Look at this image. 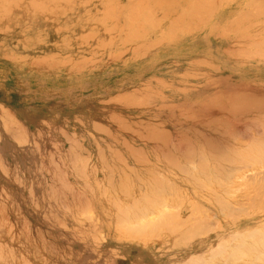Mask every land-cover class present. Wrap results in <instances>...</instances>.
Wrapping results in <instances>:
<instances>
[{
  "label": "crops",
  "instance_id": "1",
  "mask_svg": "<svg viewBox=\"0 0 264 264\" xmlns=\"http://www.w3.org/2000/svg\"><path fill=\"white\" fill-rule=\"evenodd\" d=\"M48 1L53 3V0ZM48 1L0 0V264H180L181 260L195 253L196 243L206 250L210 240L202 234V228L193 226L196 223L193 217L197 218L199 211L196 213L194 209L198 205L206 208L212 201L207 192L216 187L205 184L209 179L206 177H215V168H211L222 167L220 177L226 174V170H229L227 173L234 172L236 166L246 162V166L251 165L248 168L252 171L253 168L259 169V158L253 161L250 158L254 156L250 141L252 138L258 139L254 134H260V128L264 126V0H138L139 3L137 0H62L66 4L54 0L57 5L48 4ZM37 7L42 8L40 10ZM118 29L121 30L118 32ZM247 97L253 100L251 102L263 100V104L257 102L258 106L250 103V100L248 104ZM236 98L239 100L236 101ZM252 104L255 106L252 107ZM250 119L257 122V126L256 123H250L248 125L251 127H245ZM241 122H245V125ZM4 124L8 126L7 129ZM254 126L259 127V131ZM243 127L249 132L243 131ZM252 128L257 133L255 130L253 133ZM217 129L221 141L215 138ZM229 130L232 131L231 138ZM245 132L247 135H244ZM254 140L252 142L256 145ZM217 141L220 142V148ZM192 142L196 147L197 143L200 147L208 143V150L204 148L205 145L199 147L202 151L199 155L200 149L195 152ZM212 142L215 145L212 146ZM185 143L191 152L182 149L187 147L182 146ZM223 144L230 148L229 153L231 148L232 154L237 152L239 156H235L239 159L225 157L226 154L235 156L225 153L227 147L224 145L226 149L222 148ZM218 148H222V152H218ZM210 149L217 152L219 157L225 153L222 157L226 159L217 161L218 156ZM186 150L188 154L192 151L197 153L189 155V158L199 155L198 160L204 155L209 157L211 152L210 158L204 156L202 160L213 159L215 155L217 159L214 158V163L217 162V166L212 163L213 160L208 161L210 166L214 164L208 170V164L201 160L204 163L201 164L202 168L196 164V156L195 160L190 158V161L185 157L188 155ZM129 151H137L131 152L132 155L138 159L144 155L145 159L143 157L138 161ZM181 151H184V156ZM244 154L247 159H244ZM240 155L245 160L242 164ZM168 158L174 161V167ZM248 158L252 163L248 162ZM147 160L150 164H147ZM231 160H240V163L235 161L238 164L231 165ZM184 163L192 168L185 169L183 166L177 169ZM234 165V168L230 167ZM127 167L131 168L130 172ZM108 168L111 171L108 172ZM248 168L244 167L241 172L245 174L251 171ZM208 172L212 175H205ZM125 173L131 181L133 178L136 181L133 179L131 183L124 176ZM157 173L162 175L159 176L163 181L158 179L159 176L152 178ZM247 175L251 176V172H247ZM107 177H113L112 181L107 180ZM119 179L125 180L123 184L120 185ZM196 179L201 185L195 182ZM141 180H148L154 188L148 187L147 182L142 184ZM124 182L133 189L127 188ZM158 182H169L168 185L164 184L169 191L166 189L167 192H163L164 186ZM156 183L158 187L162 186L159 189L164 193L161 197L160 191L155 188ZM122 185L126 186L125 189L119 188ZM138 186L139 189L136 188ZM169 186H174L175 191L171 187L170 191ZM124 192L126 195H121ZM147 192H151L154 198L151 199L152 196ZM175 193H180V197ZM200 193L202 198L197 197ZM147 195V201L150 199L155 202L156 196V199L160 197L165 202H162L163 205H167L162 208L159 198L156 204L160 206L147 202V207L154 206V211L158 207V210L168 209V214L165 210L162 217V211L159 214L157 210L155 215L152 206L147 210L142 202L146 201L144 197ZM142 197L144 200L140 199ZM131 199L141 204L133 205ZM251 200L256 201L255 198ZM126 203L133 205V208H129L131 212L127 211L128 208L124 209L128 206ZM113 206L117 209H114L115 212L119 209L123 215L130 213L127 219L120 212L115 213ZM134 207L139 211L140 208L144 210V207L146 210L142 213ZM191 208L196 216L189 214ZM172 211L178 214L175 212V217L170 218L174 215ZM131 213L140 215V218L145 216V219L141 220L133 214L134 217L130 216ZM157 215H161L159 222L167 218L166 225L171 219L174 224L170 221L172 226L169 224L165 227V222H160L161 227L156 224L159 228H153L151 222L153 226L158 223ZM185 215L192 218L193 221L188 218L189 224L195 229L188 224V219L187 224L184 223L193 230L183 226ZM81 216L90 219L84 220ZM115 216L124 218L126 224H119L120 219L117 218V221ZM132 217L139 221L130 220ZM178 217L182 221V228L177 226ZM204 218L202 216V220ZM133 221H138L135 224L140 228H136L138 226L133 225ZM127 225L132 231L127 229ZM131 225L133 228L136 226V229H132ZM174 225L177 227L174 228ZM147 226L157 231L148 230ZM141 228L145 233L148 232L147 236ZM176 228L180 232L175 231ZM184 228L189 231L184 232ZM141 230L142 233H139ZM167 230L169 232H165ZM9 247L12 249L10 252Z\"/></svg>",
  "mask_w": 264,
  "mask_h": 264
},
{
  "label": "bare ground",
  "instance_id": "2",
  "mask_svg": "<svg viewBox=\"0 0 264 264\" xmlns=\"http://www.w3.org/2000/svg\"><path fill=\"white\" fill-rule=\"evenodd\" d=\"M47 1H48V0H47ZM55 1H56V0H55ZM59 1H60V0H59ZM61 1H62V0H61ZM144 1H145V0H144ZM144 1H143V2H144ZM48 2H50V1H48ZM57 2H58V0H57ZM62 2H64V1H62ZM69 2H70V1H69ZM69 2H68V4H69ZM73 2H74V1H73ZM137 2H138V0H137ZM39 3H40V2H39ZM45 3H46V2H45ZM53 3L56 4V2H54V0H53ZM53 3L50 2V3H48V4H53ZM64 3L66 4V2H64ZM64 3H63V5H64ZM138 3H139V2H138ZM28 4H29V7H30V3H28ZM48 4H47V5H48ZM163 4H164V3H163ZM17 5H18V4H17ZM44 5H45V4H44ZM56 5H57V4H56ZM72 5H73V3H72ZM72 5H71V6H72ZM76 5H77V4H76ZM146 5H147V3H146ZM146 5H144V7H145ZM34 6H36V5H34ZM34 6H33V8H35ZM37 6H38V5H37ZM59 6H61V5H59ZM64 6H66V5H64ZM64 6H63V7H64ZM155 6L158 7V6H160V5H157V4H156ZM9 7H10V6H9ZM16 7H17V6H16ZM50 7H51V6H50ZM50 7H49V8H50ZM57 7H58V6H57ZM140 7H141V5H140ZM144 7H142V9H143ZM194 7H195V6H194ZM14 8H15V7H14ZM14 8H13V9H14ZM31 8H32V7H31ZM31 8H30V9H31ZM37 8L40 9V8H42V7H37ZM49 8H48V9H49ZM9 9H10V8H9ZM30 9H29V10H30ZM35 9H36V8H35ZM56 9H57V8H56ZM64 9H65V8H64ZM192 9H193V8H192ZM196 9H197V8H196ZM36 10H37V9H36ZM40 10H41V9H40ZM148 10H149V9H148ZM7 11H8V9H7ZM37 11H38V10H37ZM50 11H51V10H50ZM60 11H61V10H60ZM130 11H131V10H130ZM130 11H129V12H130ZM137 11H138V10H137ZM141 11H142V10H141ZM141 11H139V13H140ZM198 11H199V10H198ZM205 11H206V10H205ZM27 12H28V11H27ZM29 12H30V11H29ZM133 12H134V11H133ZM150 12H151V11H150ZM127 13H128V12H127ZM139 13H138V14H139ZM42 14H43V13H42ZM42 14H41V15H42ZM127 15H128V14H127ZM134 15H135V14H134ZM178 15H179V14H178ZM187 15H188V14H187ZM112 16H113V15H112ZM153 16H154V15H153ZM133 17H134V16H133ZM159 17H160V16H159ZM180 17H181V16H180ZM254 17H255V16H254ZM110 18H112V17H110ZM110 18H109V19H110ZM194 18H195V16H194ZM156 19H157V18H156ZM202 21H203V20H202ZM154 22H155V21H154ZM186 22H187V21H186ZM181 23H182V21H181ZM113 24H114V23H113ZM178 24H180V23H178ZM138 25H140V24H138ZM175 25H176V24H175ZM194 25H195V24H194ZM173 26H174V25H173ZM112 27L115 28L114 25H113ZM128 27H129V26H128ZM114 28H113V29H114ZM136 28H137V26H136ZM138 28H139V26H138ZM138 28H137V29H138ZM109 29L111 30L110 27H109ZM121 29H122V27H121ZM121 29H118V32H119V30H121ZM139 29H140V28H139ZM135 31H136V29H135ZM110 32H112V31H110ZM133 33H134V32H133ZM141 34H142V33H141ZM90 35H91V34H90ZM90 35H89V36H90ZM92 35H93V34H92ZM82 36H83V35H82ZM90 37H91V36H90ZM87 38H88V37H87ZM92 38H93V36H92ZM132 38H133V37H132ZM136 39H137V37H136ZM91 40H92V39H91ZM124 40H125V39H124ZM99 48H100V47H99ZM257 52L259 53V51H257ZM260 52H261V51H260ZM69 62H70V61H69ZM69 62H68V63H69ZM78 62H79V61H78ZM255 92H256V91H255ZM249 93H250V92H249ZM256 93H257V92H256ZM238 94H239V93H238ZM247 94H248V93H247ZM252 94H253V93H252ZM263 94H264V93H263ZM242 95H244V94H242ZM229 96H230V95H229ZM235 96H236V95H235ZM238 96H239V95H238ZM246 96H247V95H246ZM130 97H131V96H130ZM239 97H240V96H239ZM127 98H128V97H127ZM132 98H133V96H132ZM227 98H228V97H227ZM258 98H259V97H258ZM261 98H262V97H261ZM263 98H264V96H263ZM232 99H234V98H232ZM237 99H238V98H236V101L239 100V99H238V100H237ZM225 100H226V99H225ZM229 100H230V99H229ZM247 100H248V104H250V103H254L255 105H256L257 102L259 101V99H258V101H255V100H254L256 103H255V102H251V101H253V100H252V99H251V100L248 99V97H247ZM247 100H246V101H247ZM249 100H250V103H249ZM260 100H262V99H260ZM263 100H264V99H263ZM263 100H262V101H263ZM262 101H261V102H262ZM124 102H125V101H124ZM242 102H243V101H242ZM242 102H241V103H242ZM261 102H258V104H261ZM130 103H131V102H130ZM130 103H128V104H130ZM143 103H144V102H143ZM203 103H204V102H203ZM215 103H216V102H215ZM236 103H237V102H236ZM239 103H240V102H239ZM246 103H247V102H246ZM263 103H264V101H263ZM263 103H262V104H263ZM140 104H141V102H140L138 105L140 106ZM231 104H233V103H231ZM258 104H257V105H258ZM262 104H261V105H262ZM124 105H125V104H124ZM215 105H217V104H215ZM244 105H245V103H244ZM252 105H253V104H252ZM255 105H253L252 107H254ZM136 106H137V105H136ZM225 106H226V105H225ZM248 106H251V105H248ZM258 106H259V105H258ZM161 107H162V106H161ZM171 107H172V106H171ZM173 107H174V106H173ZM206 107H207V106H206ZM210 107H211V106H210ZM210 107H209V108H210ZM231 107H232V106H231ZM236 107H237V106H236ZM241 107H242V106H241ZM244 107H245V106H244ZM215 108H216V107H215ZM225 108H226V107H225ZM239 108H240V107H239V105H238V109H239ZM256 108H257V106H256ZM218 109L220 110V108H218ZM231 109H232V110H235V109H233V108H231ZM244 109H246V107H245ZM258 109H260V108H258ZM219 110H218V111H219ZM239 110H240V109H239ZM247 110H248V109H247ZM247 110H246V111H247ZM258 111H259V110H258ZM186 112H187V110H186ZM226 112H227V111H226ZM239 112H240V111H239ZM239 112H238V113H239ZM244 112H245V110H244ZM259 112H260V111H259ZM231 113H233V111H231ZM245 113H246V112H245ZM263 113H264V112H263ZM184 114H185V113H184ZM193 114H194V113H193ZM241 114H242V113H241ZM241 114H240V115H241ZM247 114H248V113H247ZM236 115H237V114H236ZM238 115H239V114H238ZM261 115H262V114H261ZM190 116H191V115H190ZM233 116H234V115H233ZM256 116H259V115H256ZM186 117H187V116H186ZM223 117H224V116H223ZM235 118H236V117H235ZM251 118H252V117H251ZM253 118H254V120H255V117H253ZM260 118H261V117H260ZM212 119H213V118H212ZM232 119H233V118H232ZM239 119H240V117H239ZM244 119H245V116H244ZM241 120H242V119H241ZM241 120H240V121H241ZM250 120H252V122H251ZM250 120H248V122L246 123L247 125L250 124V123H251V125H252V123H254V124L256 123L255 125L257 126V122H253V121H254L253 119H250ZM256 120L259 122L260 126H262L261 122H260L257 118H256ZM219 121H221V120H219ZM246 121H247V120H246ZM210 122H211V121H210ZM212 122H214V121L212 120ZM4 123H5V122H4ZM204 123H205V122H204ZM242 123H243V122H241V124H242ZM244 123H245V122H244ZM244 123H243V125H245ZM6 124L8 125V123H6ZM132 124H134V123H132ZM155 124H156V123H155ZM158 124H159V123H158ZM213 124H215V123H213ZM227 124H228V123H227ZM227 124H226V125H227ZM239 124H240V123H239ZM259 124H258V126H259ZM7 125L4 124L5 129H7V127H8ZM122 125H123V124H122ZM210 125H212V124H210ZM222 125H223V123H222ZM251 125H248V126H245V127L249 128V127H251ZM124 126H125V125H124ZM143 126H144V125H143ZM146 126H147V125H146ZM159 126H160V125H159ZM213 126H214V125H213ZM215 126H216V124H215ZM217 126H218V125H217ZM217 126H216V127H217ZM256 126H254L255 129H256L257 131H259V127H260V126L257 127L258 129L256 128ZM96 127H98V126H96ZM126 127H127V128H130L128 125H127ZM205 127H206V126H205ZM262 127H263L262 130H261V128H260V130L262 131V133L259 131L260 134H254V135L257 136L258 139L255 138V140H254V138H252V135L250 134L251 132L249 133L250 136H251V138H252L250 142L253 144V145H252V144L250 143V145H252L251 149H254L257 153H258V151H259V154H260V155L257 154V153L255 154V151L252 150V151L254 152L252 155L255 156V157H254V156L252 157L251 155H249V156H251V157H250L251 159L253 158L252 161H253L254 159H257V158H259L260 161H263V159H264V126H262ZM94 128H95V126H94ZM127 128H125V130H126ZM220 128H221V127H220ZM226 128H227V127H226ZM228 128H229V127H228ZM241 128H242V127H241ZM123 129H124V128H123ZM131 129H132V128H131ZM143 129H144V128H143ZM154 129L158 130V129L155 128V127H154ZM252 129H253V128H252ZM255 129H253V133H254V130H255ZM94 130H95V129H94ZM97 130H99V128H97ZM161 130H162V129H161ZM209 130H210V129H209ZM211 130H212V129H211ZM239 130H240V127H239ZM239 130H237V131H239ZM256 130H255V132H256ZM10 131H11V130H10ZM126 131H127V130H126ZM131 131H132V130H130L129 133H131ZM144 131H146V129H145ZM149 131H150V130H149ZM149 131H148V132H149ZM158 131L160 132V130H158ZM162 131H163V130H162ZM195 131H196V130H195ZM197 131H199V130H197ZM207 131H208V130H207ZM218 131H219V129H217V136H215L214 134H212V135L215 136L216 139H218V137H219L218 135H220V134L218 133ZM224 131H225V129H224ZM230 131H231V130H229V133H228L229 136H230ZM237 131H236V132H237ZM243 131H246V130L244 129V127H243ZM247 131L249 132V129H247ZM247 131H246V132H247ZM94 132H95V131H94ZM127 132H128V131H127ZM134 132H135V131H134ZM136 132H137V131H136ZM136 132H135V133H136ZM180 132H181V131H180ZM202 132H203V131H202ZM211 132H212V131H211ZM227 132H228V131H227ZM231 132H232V131H231ZM241 132H242V130H241ZM246 132H245L244 135H247ZM97 133H98V132H97ZM107 133H108V131H107ZM132 133H133V132H132ZM157 133H158V132H157ZM157 133H156V135H157ZM194 133H195V132H194ZM203 133H205V132H203ZM206 133H207V132H206ZM214 133H215V132H214ZM220 133H221V132H220ZM222 133H223V131H222ZM242 133H244V132H242ZM256 133H257V132H256ZM148 134H149V133H148ZM161 134H162V132H161ZM163 134H164V132H163ZM168 134H170V133H168ZM199 134H200V133H199ZM207 134H208V133H207ZM233 134H234V133H231V135H233ZM238 134H239V133H238ZM109 135H110V134H109ZM109 135H108V136H109ZM154 135H155V134H154ZM154 135H153V136H154ZM158 135H159V134H158ZM202 135H203V134H202ZM208 135H209V134H208ZM208 135H207V136H208ZM242 135H243V134H242ZM258 135H260V137H259ZM21 136H22V135H21ZM133 136H135V135L133 134ZM166 136H167V135H166ZM199 136H201V135H199ZM221 136H222V134H221ZM226 136H227V135H226ZM233 136H234V135H233ZM240 136H241V135H240ZM110 137H111V136H110ZM114 137H115V135H114ZM145 137H146V136H145ZM150 137H152V135H151ZM188 137H189V136H188ZM203 137H205V136H203ZM209 137H210V136H209ZM227 137H228V136H227ZM231 137H232V136H230V138H231ZM148 138H149V136H148ZM153 138H154V137H153ZM157 138H158V137H157ZM163 138H165V137L163 136ZM199 138H200V137H199ZM201 138H202V137H201ZM205 138H206V137H205ZM223 138H224V137H223ZM233 138H234V137H233ZM122 139H123V138H122ZM138 139H139V138H138ZM155 139H156V137H155ZM159 139H160V138H159ZM167 139H168V138H167ZM178 139H179V138H178ZM180 139H183V138H180ZM184 139H185V138H184ZM206 139H207V138H206ZM216 139H215V140H216ZM147 140H148V139H147ZM147 140H146V141H147ZM152 140H153V139H152ZM176 140H177V139H176ZM187 140H188V138H187ZM201 140H202V139H201ZM203 140H204V139H203ZM203 140H202V141H203ZM207 140H208V139H207ZM218 140H220V138H219ZM233 140H234V139H233ZM252 140L256 141V145L252 142ZM13 141H14V140H13ZM125 141H126V140H125ZM157 141H158V140H157ZM159 141H160V140H159ZM168 141H169V140H168ZM168 141H167V143H168ZM177 141H178V140H177ZM179 141H181V140H179ZM190 141H191V140H190ZM197 141H198V140H197ZM210 141H211V138H210ZM210 141H209V142H210ZM220 141H221V140H220ZM222 141L225 143V140H224V139H223ZM258 141L260 142L261 146H259L260 144L258 143ZM123 142H124V141H123ZM160 142H161V141H160ZM160 142H158V144H159ZM163 142H166V141L164 140ZM163 142H162V143H163ZM169 142H170V141H169ZM193 142H194V141H193ZM193 142H192L191 145H194ZM199 142H200V141H199ZM204 142H205V141H204ZM204 142H201V143H204ZM207 142H208V141H207ZM217 142H218V141H217ZM121 143H122V142H121ZM176 143H177V142H176ZM176 143H175V144H176ZM181 143H182V142H181ZM190 143H191V142H190ZM210 143H211V142H210ZM213 143H214V142H212V144H211L212 146L215 145V143H214V144H213ZM219 143H220V142H218L217 145H218V147L220 148ZM257 143H258V144H257ZM21 144H22V143H21ZM73 144H74V143H73ZM73 144H72V145H73ZM116 144H117V143H116ZM122 144H123V143H122ZM126 144H127V141H126ZM126 144H125V145H126ZM131 144H132V143H131ZM164 144H165V143H164ZM164 144H163V145H164ZM169 144H170V143H169ZM177 144H179V143H177ZM177 144H176V145H177ZM199 144H200V143H199ZM207 144H208V143H207ZM207 144L204 143L205 147H204L203 144H200V145H203V147L206 148ZM227 144H228V143H227ZM247 144H248V140H247ZM78 145H79V144H78ZM78 145H77V146H78ZM97 145H98V144H97ZM160 145H162V144H160ZM166 145H167V144H166ZM224 145H225V144H223V145H222L223 147H222V146H221V147H222V148H225L226 145H225V146H224ZM228 145L231 146L230 144H228ZM254 145L257 146V147L255 148ZM28 146H29V145H28ZM126 146H127V145H126ZM128 146H129V144H128ZM182 146H187V147H183L182 149H185V148L187 149V148H188V145H186V143H185V145H182ZM209 146H210V145H209ZM71 147H72V146H71ZM79 147H80V146H79ZM95 147H96V146H95ZM118 147H119V145H118ZM129 147H131V145H130ZM152 147H153V146H152ZM165 147H166V146H165ZM167 147H168V145H167ZM167 147H166V148H167ZM180 147H181V146H180ZM191 147H192V146H191ZM194 147L196 148L195 152L198 151V149L203 148V147L198 146V143H197V147H198V148H197L195 145H194ZM199 147H200V148H199ZM226 147H227V146H226ZM231 147H232V146H231ZM233 147H234V146H233ZM247 147L250 148V146H248V145H247ZM253 147H254V148H253ZM72 148H73V147H72ZM97 148H98V147H97ZM132 148H133V147H132ZM153 148H154V147H153ZM156 148H157V147H156ZM162 148H163V147H162ZM195 148H194V149H195ZM214 148H215V147H214ZM219 148H218V152H222V148H221V149H219ZM257 148H259L260 150H259V149L256 150ZM158 149H160V148H158ZM164 149H165V148H164ZM169 149H170V148H169ZM173 149H175V148H173ZM182 149H181V150H182ZM189 149H190V147H189ZM206 149L208 150V148H206ZM211 149H212V148H211ZM211 149H210V151H211L212 153H215V151L213 152ZM225 149H226V148H225ZM229 149H230V148L227 147L226 150H224V149H223V150H224L225 153H227V152L229 153ZM245 149H246V148H245ZM96 150H97V149H96ZM135 150H136V149H135ZM175 150H176V149H175ZM187 150H188V149H187ZM187 150L185 151L186 154H188ZM191 150H192V149H191ZM202 150H203V149H202ZM231 150H232V148H231ZM231 150H230L231 153H229V154L233 155L234 153L232 154V151H231ZM69 151H70V150H69ZM75 151H76V149H75ZM133 151H134V150H133ZM133 151H131V152H133ZM139 151L141 152L142 150H139ZM160 151H161V150H160ZM166 151H167V150H166ZM172 151H173V150H172ZM176 151H177V150H176ZM188 151H190V150H188ZM203 151H204V150H203ZM210 151H207V152L209 153ZM233 151L235 152V150H233ZM241 151H242V150H241ZM247 151H248V150H247ZM249 151H250V150H249ZM71 152H72V151H71ZM76 152H77V151H76ZM131 152L129 151L130 155H132ZM135 152H137V151H135ZM135 152H133V153H135ZM168 152H169V151H168ZM181 152H183V156H184V151H181ZM190 152H191V151H190ZM192 152H193V153H191V154H197V153H194V151H192ZM198 152H199V151H198ZM211 152H210V153H211ZM243 152H245V151H243ZM79 153H80V152H79ZM79 153H78V154H79ZM137 153H138V152H137ZM159 153H160V152H159ZM201 153H202V151H201V149H200V153H199V155H201ZM210 153L208 154L209 157H206L205 155H204V156H205L206 158H210ZM216 153H217V152H216ZM216 153H215V154H216ZM225 153H224V154H225ZM236 153H237V152H235V154H236ZM73 154H75V153L73 152ZM162 154H163V153H162ZM165 154H166V153H165ZM177 154H178V153H177ZM186 154H185V155H186ZM191 154H188V155L185 156V157H187L188 160H189V159L191 158V157L189 158V155H191ZM220 154H221V153H220ZM224 154H223V155H224ZM235 154H234V156H235ZM247 154H248V153H247ZM250 154H251V152H250ZM100 155H101V154H100ZM133 155H134V154H133ZM133 155H132V156H133ZM142 155H143V154H142ZM167 155H168V154H167ZM167 155H165V156H166V160H167ZM169 155H170V154H169ZM171 155H173V154H171ZM199 155H197V156H196V155H193V156H192L193 159L191 158V160H195V159L197 158V161L200 162V163H197V161H196V164H200V165H201L202 162H204L205 160H202V158H203L204 156H203V157L200 156V157H202V158H201V159L199 158V160H200V161H199V160H198ZM202 155H203V154H202ZM216 155H217V154H216ZM218 155H219V154H218ZM218 155H217V156H218ZM223 155H222V156H223ZM236 155H237V154H236ZM71 156H72V155H71ZM101 156H103V154H102ZM136 156H137V155H136ZM162 156H163V155H162ZM181 156H182V155H181ZM195 156H196V157H195ZM212 156H213V154H211V157H212ZM222 156L220 155V157H222ZM237 156H239V154H238ZM257 156H260V157H257ZM83 157H84V156H83ZM98 157H99V156H98ZM133 157H134V156H133ZM143 157H144V155H143L142 157L140 156L139 159L136 158V157H134V158H136V160L139 161V160L142 159ZM194 157H195V159H194ZM205 157H204V158H205ZM213 157L215 158V160L217 159L215 155H214ZM213 157H212V158H213ZM220 157L218 156V160H217V161H223L224 158L222 157V159H221ZM225 157H230V158H233V159H239V157H238V158H237L236 156H235L236 158H235V157H231V156H228V154H226ZM240 157H241V155H240ZM243 157H244V159L246 158V157H245V154H244ZM243 157H241V159H242ZM76 158H77V157H76ZM79 158H80V157H79ZM79 158H78V159H79ZM161 158L163 159V157H161ZM175 158H176V157H175ZM214 158H213V159H209V160L206 159V161H205L206 164L210 163L212 160H213L212 163H214V161H215ZM260 158H262V159H260ZM70 159H72V158H70ZM84 159H85V158H84ZM86 159H87V158H86ZM144 159H145V157H144ZM170 159H172V158H170ZM185 159H186V158H183V160H185ZM220 159H221V160H220ZM225 159H226V158H225ZM225 159H224V160H225ZM241 159H240V160H241ZM246 159H247V158H246ZM248 159H249V158H248ZM73 160H74V159H72V161H73ZM98 160H100V159H98ZM109 160H110V159H109ZM133 160H134V159H133ZM164 160H165V159H163V161H164ZM168 160H169V158H168ZM201 160H202V162H201ZM240 160H237V161L239 162ZM257 160H258V159H257ZM257 160H256V161H257ZM259 160H258V163H259V164H258L257 162H256V163H257V165H259L258 167H259V169L262 171V170L264 169V161H263V162H260ZM70 161H71V160H70ZM78 161H79V160H78ZM81 161H82V159H81ZM110 161H111V160H110ZM112 161H113V160H112ZM112 161H111V162H112ZM172 161H173V160H172ZM175 161H177V160H175ZM189 161H190V160H189ZM208 161H210V162H208ZM226 161H227V160H226ZM226 161H224V162H226ZM231 161H232V160H231ZM235 161H236V160H233V161H232L233 163H232L231 165H233V164L235 163ZM237 161H236V162H237ZM244 161H245V160H244ZM244 161H243V159H242V160H241V164H242V162L244 163ZM246 161H247V160H246ZM249 161H250V159L248 160V162H249ZM75 162H77L76 159H75ZM100 162L103 163L102 160H101ZM121 162H122V161H121ZM164 162H166V161H164ZM168 162L170 163L171 166H172V165H175V164H174V161L171 162V161L169 160ZM205 162H204V163H205ZM207 162H208V163H207ZM250 162H251V161H250ZM71 163H72V162H71ZM81 163H82V162H81ZM104 163H105V162H104ZM141 163H142V162H141ZM145 163H146V162H145ZM148 163L150 164V162H148V160H147V164H148ZM166 163H167V162H166ZM171 163H173V164H171ZM192 163H193V164H192ZM192 163H191L192 165L195 164L194 161H193ZM204 163H203V164H204ZM216 163H217V162H215L214 164H216ZM239 163H240V162H239ZM251 163H252V162H251ZM256 163H255V165H256ZM106 164H107V163H106ZM124 164H125V163H124ZM177 164H178V163H177ZM177 164H176V165H177ZM184 164H185V165H182V166H180L179 168H177L179 165H178V166H175V168L180 169V168H182L183 166L186 167L185 169L190 168V167H188L189 164H188V165H187L186 163H184ZM203 164H202V165H203ZM214 164H211V165L214 166ZM220 164H222V162H220ZM223 164H225V163H223ZM235 164H236V163H235ZM237 164H238V163H237ZM237 164H236V165H237ZM246 164H247V162H246ZM246 164L244 163V165H240V166L238 165V167H237L236 165H234V166H230V167H233V168L236 166L237 168H236V167L234 168V172H231V171H230L231 173H230V172L227 173V171H229V170H226V174H227L228 176H227L226 174L223 173V177H220V175H221L220 173L222 172V167L219 166V167H220L219 169H221V171H220V170L218 169L217 164L215 165V166H217V167H212V166H210L209 164L206 165V166H208V167L206 168V166H205V168L208 169V170H209L210 167H212L211 169L215 168V169H213V170H214V173H215V177H216V178H215L214 176H213L212 178H211V177H206V178H209L208 180H206L207 183H209V185L212 186V187H213L214 185H215L214 187H216V188H213V189L208 190V192H207V190H205V191L208 193V195L211 196L212 201L208 204L209 206L207 205L206 208H203L201 205H200V206L198 205L199 207L197 206L196 209H194V210L196 211V213H198L197 211H199V213H198L199 215L197 214V216H196V213H195V211H193V208H191L193 213L189 211V212H190L189 214H190V215H191V214H192V215L195 214V215H193V216H196V217H197V218H194L193 216H191V217H193V220L195 219L194 221L196 222L195 224H193V226L196 227V228H198V226H199L200 228H202V230H201L200 228H199V229H200L201 231H203V233L200 232V233H198V234H201V233H202V234L206 235L207 237L210 236L209 238H210L211 241H213V240H215V241H218V240L221 241L220 239L224 238V236H230V237H233V238H234L235 236H237V237H242L244 234H245L246 236H248V235H253V238H254V239H255V237H257L258 239H260V240H257V238H256L255 240H256V241H260V244H259V245H260V246L262 245L263 248H264V242H263V241H264V209H263V208H260V210H258L255 214H252V215H250V214L247 215V214H246L247 216H246V215H245V216H241V215H239V213H238V212H243V210H242L241 207H239V209L242 210V211L236 210L237 205H236L235 209H234V207H230L231 205L228 207V205L230 204V202H229V197H230V198L235 197L237 194H241L242 191H244V188L241 189L242 187H240L241 184L244 185V184L246 183L247 186H245V187H248V189H249V187H250L249 185H252V184H254V183H255L256 185H259V187H257L256 189H254V193H255V191H256V193L253 194V197H254V198L257 196L256 194H257V192H258V188H259V189H260L261 187L264 188V179H263V178H264V170H263L262 172L260 171L261 173H259V172H258L259 169L257 170V169L255 168V169L257 170V171H256V170H254V168H253V171H255V172H253L251 169H249V168H250V167H249L250 164L247 165V166H246ZM260 164H261V165H260ZM40 165H41V164H40ZM76 165H77V163H76ZM140 165H141V164H140ZM202 165H201V166H202ZM218 165H219V163H218ZM225 165H226V164H225ZM253 165H254V164H253ZM71 166H72V165H71ZM73 166H74V165H73ZM73 166H72V167H73ZM100 166H101V165H100ZM104 166H105V165H104ZM104 166H103V167H104ZM106 166H107V165H106ZM125 166H127V165H125ZM195 166H196V165H195ZM242 166H243V167H242ZM250 166H251V165H250ZM260 166H261V167H260ZM92 167H94V166H92ZM109 167H110V166H109ZM118 167H119V166H118ZM172 167H174V166H172ZM187 167H188V168H187ZM193 167H194V166H193ZM198 167H200V166L198 165ZM223 167H224V166H223ZM225 167H226V166H225ZM225 167H224V168H225ZM240 167H241V168H240ZM244 167H245V168H246V167H247V168L249 167L248 169L251 170V171H246V173H245L246 175H245L243 172H241V169H243ZM80 168H81V167H80ZM85 168H86V167H85ZM104 168H105V167H104ZM127 168H128V167H127ZM191 168H192V167H191ZM191 168H190V169H191ZM195 168H196V167H195ZM202 168H203V166H202ZM202 168H201V169H202ZM205 168H204V169H205ZM74 169H77V168L74 167ZM110 169H111V168H108V172L111 171ZM113 169H114V168H113ZM120 169H121V168H120ZM120 169H119V170H120ZM125 169H126V168H125ZM128 169H129V168H128ZM128 169H126V170H128ZM130 169H131V168H130ZM130 169L128 170L129 172H130ZM134 169H135V168H134ZM193 169H194V168H193ZM206 169H205V170H206ZM216 169H218V170L216 171ZM226 169H228V167H227ZM231 169H232V168H231ZM231 169H230V170H231ZM91 170H92V169H91ZM95 170H96V169H95ZM101 170H102V168H101ZM122 170H123V169H122ZM174 170H175V169H174ZM181 170H182V169H181ZM197 170H199V172H200V169H197ZM205 170H201V172H202V171H205ZM208 170H207V171H208ZM244 170H245V169H244ZM244 170H243V171H244ZM246 170H247V169H246ZM72 171H73V170H72ZM99 171H100V170H99ZM144 171H145V169H144ZM153 171H154V170H153ZM189 171H191V170H189ZM207 171H206V172H207ZM218 171H219V172H218ZM119 172H120V171H119ZM129 172H128V173H129ZM134 172H136V169L134 170ZM139 172H140V171H139ZM147 172H148V170H147ZM149 172H150V171H149ZM149 172H148V173H149ZM177 172H178V171H177ZM180 172H181V171H180ZM187 172H188V170H187ZM210 172H211V171H210ZM212 172H213V171H212ZM212 172H211V173H212ZM217 172L219 173V175H218ZM247 172H251V176H248V175H247ZM257 172H258V173H257ZM77 173H78V172H77ZM92 173H93V172H92ZM121 173H123V172L121 171ZM132 173H133V171H132ZM132 173H131V174H132ZM143 173H146V172H143ZM150 173H151V172H150ZM150 173H149V174H150ZM184 173H185V172H184ZM192 173H195V172H192ZM196 173L198 174V171H196ZM196 173H195V174H196ZM208 173H209V172H208ZM211 173H209V174H206V173H205V175L210 176ZM216 173H217V174H216ZM252 173H253V175H252ZM254 173H255L256 175H254ZM81 174H82V173H81ZM123 174H124V173H123ZM123 174H121V175H123ZM125 174H126V173H125ZM134 174H135V173H134ZM138 174H139V173H138ZM146 174H147V173H146ZM151 174H152V173H151ZM151 174H150V175H151ZM190 174H191V172H190ZM190 174H188V175H190ZM199 174H200V173H199ZM199 174H198V175H199ZM75 175H76V174H75ZM77 175H78V174H77ZM79 175H80V174H79ZM110 175H111V174H110ZM136 175H137V174H136ZM136 175H134V177H135ZM140 175H141V174H140ZM142 175H143V174H142ZM155 175H156V176H155ZM155 175H154L152 178H155V177L158 178L157 176H159L160 173H159V175H158V173L155 174ZM185 175H186V173H185ZM211 175H212V174H211ZM224 175H225V176H224ZM249 175H250V174H249ZM4 176H5V175H4ZM117 176H118V175H117ZM124 176H127V174L124 175ZM124 176H123V179H124ZM131 176H132V175H131ZM151 176H152V175H151ZM160 176H162V175H160ZM160 176H159L158 179H160V178L163 179V178L160 177ZM192 176H193V175H192ZM257 176H258V178H257L258 180L255 179ZM80 177H82V176H80ZM127 177H128V176H127ZM127 177H126V178H127ZM163 177H164V176H163ZM189 177H190V176H189ZM199 177H200V175H199ZM203 177H204V176H202L201 178H203ZM218 177H219L220 179H218ZM57 178H58V177H57ZM57 178H56V179H57ZM107 178H108V179H107ZM107 178H106L107 180H109V179L111 180V178H113V177H110V178L107 177ZM116 178H117V177H116ZM118 178H120V177L118 176ZM118 178H117V179H118ZM128 178H129V177H128ZM137 178H138V177H137ZM147 178H148V177H147ZM164 178H165V177H164ZM187 178H188V177H187ZM193 178H194V177H193ZM213 178H214V179H213ZM259 178H261V179H259ZM79 179H80V178H79ZM81 179H83V178H81ZM84 179H85V178H84ZM94 179H95V178H94ZM106 179H105V181H106ZM129 179H130V178H129ZM129 179H127V180H129ZM133 179L135 180L136 178H133ZM133 179H132V181H133ZM158 179H156V180L158 181ZM161 179H160V180H161ZM191 179H192V178H191ZM194 179H195V178H194ZM215 179H216V180H215ZM64 180H65V179H64ZM119 180H120V179H119ZM119 180H118L117 183H119ZM127 180H126V182H127ZM148 180H149V179H148ZM148 180H145V182H144V180H141V181H143L142 184H143V183L146 184V182H147V183H148V187H149L150 185H152L151 183L149 184ZM152 180H153V179H152ZM152 180H151L150 182H152ZM160 180H159V181H160ZM164 180H165V179H164ZM166 180H168V179L166 178ZM111 181H112V180H111ZM111 181H110V185H112V183H113V182L111 183ZM123 181H125V180H123ZM123 181L120 180V185H121V183L123 184ZM129 181H131V179H130ZM132 181H131V183H133ZM135 181H136V180H135ZM137 181H138V180H137ZM157 181H155V182H157ZM161 181H163V180H161ZM198 181H199V180H198ZM198 181H197V179H196L195 182L199 183L200 181H199V182H198ZM203 181H204V180H203ZM206 181H205V184H206ZM59 182H60V181H59ZM114 182H116V181H114ZM138 182H139V181H138ZM138 182H136L135 184L137 185ZM153 182H154V181H153ZM153 182H152V183H153ZM193 182H194V181H193ZM193 182H192V183H193ZM244 182H245V183H244ZM65 183H66V182H65ZM124 183H125V182H124ZM128 183H129V182H128ZM139 183H140V182H139ZM158 183H159V184L162 183V185L164 186V184H165L166 182H164V183H163V182H158ZM168 183H169V182H168ZM168 183L165 184V185H168ZM170 183H171V182H170ZM213 183H214V185H213ZM60 184H61V183H59L58 188H60ZM66 184H67V183H66ZM97 184H98V182H97ZM193 184H194V183H193ZM199 184H200V183H199ZM64 185H65V184H64ZM67 185H69V184H67ZM125 185H127V184L125 183ZM154 185H155V184H154ZM169 185H170V184H169ZM196 185H197V184H196ZM200 185H201V184H200ZM209 185H207V186H209ZM243 185H242V186H243ZM62 186H63V184H62ZM70 186H71V185H70ZM98 186H99V185H98ZM113 186H114V185H113ZM113 186H112V187H113ZM122 186H123V187H122ZM122 186H120L119 188L121 189V188L126 187V186H124V185H122ZM127 186H128L127 188H132V189H133V187H129L130 184L127 185ZM131 186H132V184H131ZM146 186H147V185H146ZM159 186H160V185H159ZM171 186H172V183H171ZM171 186H169V189H170ZM110 187H111V186H110ZM117 187H118V185H117ZM117 187H116V191H117ZM148 187H147V188H148ZM156 187L158 188V189H157L158 191H160V190H161L160 188H162V186H161V187H158V186H157V183H156L155 188H156ZM165 187H166V186H164L163 188H165ZM167 187H168V186H167ZM173 187H174V186H173ZM173 187H171V188L175 191V188H173ZM195 187H196V186H195ZM202 187L206 188L205 186H202ZM243 187H244V186H243ZM65 188H66V186H65ZM104 188H105V187H104ZM119 188H118V190H120ZM136 188L139 189V186L136 187ZM143 188H144V187H143ZM150 188L152 189V188H154V187H151V186H150ZM150 188H149L148 190H150ZM163 188H162L163 192H165V191L167 192L168 189H167V188L163 189ZM197 188H198V185H197ZM204 188H203V189H204ZM250 188H251V187H250ZM263 188H262L261 190H259V192L262 191V190H264ZM62 189H63V188H62ZM89 189H90V188H89ZM114 189H115V188H114ZM124 189H125V188H124ZM138 189H137V190H138ZM159 189H160V190H159ZM166 189H167V190H166ZM198 189H200V187H199ZM201 189H202V188H201ZM206 189H207V188H206ZM107 190H108V189H107ZM112 190H113V189H112ZM148 190H146V191H148ZM173 190H172V192H173ZM246 190H247V189H246ZM101 191H102V190H101ZM105 191H106V190H105ZM105 191H104V192H105ZM131 191H132V190H131ZM151 191H152V190H151ZM168 191H169V190H168ZM170 191H171V189H170ZM176 191H177V189H176ZM247 191H248V190H247ZM109 192H111V191H109ZM142 192H143V191H142ZM163 192L160 191V193H161V194H160V197H161V195H162ZM172 192H171V194H172ZM259 192H258V193H259ZM263 192H264V191H262V193H263ZM117 193H118V192H117ZM145 193H146V192H145ZM147 193H148V195H149L151 192H150V193L147 192ZM155 193H156V192H155ZM155 193H154V195H155ZM158 193H159V192H158ZM243 193H244V192H243ZM250 193H251V192H250ZM75 194H76V193H75ZM101 194H102V193H101ZM113 194H114V193H113ZM124 194H125V192H124V193H121V195H124ZM131 194H132V193H131ZM143 194H144V193H143ZM156 194H157V193H156ZM163 194H164V193H163ZM165 194H166V193H165ZM167 194H168V193H167ZM179 194H180V193H178V195H176V193H175L176 196H179ZM251 194H252V193H251ZM251 194H250V196H251ZM263 194H264V193H263ZM73 195H74V194H73ZM119 195H120V193H119ZM125 195H126V194H125ZM141 195H142V194H141ZM148 195L146 196L147 198L144 197V198L146 199V201H142L145 205L147 204V202L150 203V204H153V203L156 204V201H158L159 198H160V197H158V198L156 199V196H155V199H154L155 202H152L150 199H149V201H147V200H148V197H149ZM150 195L152 196L153 194H150ZM169 195H170V194H169ZM197 195H198V196H197ZM197 195H196V196H197L198 198H202V196H203L202 193L197 194ZM254 195H255V196H254ZM260 195H262L261 192H260V194L258 195V196L261 198L262 196H260ZM104 196H105V195H104ZM117 196H118V195H117ZM151 196H150V197H151ZM157 196H158V194H157ZM206 196H207V195H206ZM238 196H239V195H238ZM238 196H237V197H238ZM250 196H249V197H250ZM63 197H64V196H63ZM84 197H85V196H84ZM84 197H83V198H84ZM114 197H115V195H114ZM129 197H130V196H129ZM179 197H180V196H179ZM249 197H248V198H249ZM47 198H48V197H47ZM64 198H65V197H64ZM103 198H104V197H103ZM121 198H122V197H121ZM130 198H131V197H130ZM132 198H133V197H132ZM138 198H139V197H138ZM138 198H137V199H138ZM153 198H154V197L152 196L151 199H153ZM226 198H228V199H226ZM240 198H241V197H240ZM245 198H246V196H245ZM257 198H258V197H256V200H257V202H259L258 200H260V198H259V199H257ZM85 199H86V197H85ZM115 199H117V201H118V198L115 197ZM133 199H134V198H133ZM133 199H131V201H133ZM135 199H136V198H135ZM137 199H136V200H137ZM140 199H143V197L140 198ZM175 199H176V198H175ZM180 199H181V198H180ZM235 199H236V198H235ZM238 199H239V198H238ZM64 200H65V199H64ZM75 200H76V198H75ZM110 200H114V199L111 198ZM136 200L133 201V205L137 204V203H136ZM138 200H139V199H138ZM143 200H144V199H143ZM199 200H200V199H199ZM210 200H211V199H210ZM226 200H228V201H226ZM245 200H247V198H246ZM72 201H73V200H72ZM86 201H87V199H86ZM117 201H114V202L116 203ZM164 201H165V198H164ZM177 201H178V200H177ZM233 201H234V200H233ZM238 201H241V200H237V202H238ZM249 201H250V204H249V203H247V204H249V206H250L252 200L249 199L248 202H249ZM260 201H261V200H260ZM65 202H66V201H65ZM79 202H80V201H79ZM87 202H88V201H87ZM111 202H112V201H111ZM118 202H119V201H118ZM134 202H135V203H134ZM138 202H139V201H138ZM151 202H152V203H151ZM158 202H159V203L161 202L162 208H163V206H164V207L167 206V205H163V203L165 204V202H163L161 198H160V201H158ZM162 202H163V203H162ZM180 202H182V200H181ZM228 202H229V203H228ZM253 202H254V201H253ZM77 203H78V202H77ZM159 203H157L156 206H157V205L160 206ZM239 203H240V202H238V204H239ZM244 203H245V202H244ZM259 203H260V202H259ZM69 204H70V203H69ZM86 204H87V203H86ZM119 204H120V202H119ZM126 204H127V203H126ZM126 204H125V205H126ZM129 204H130V203H129ZM140 204H141V203H140ZM140 204H139V205H140ZM179 204H181V203H179ZM194 204H195V203H194ZM194 204H192V206H193ZM204 204H205V203H204ZM236 204H237V203H236ZM241 204H242V203H241ZM241 204H239V205L242 206L243 204H242V205H241ZM245 204H246V203H245ZM247 204H246V205H247ZM62 205H63V204H62ZM66 205H67V204H65V205H63V206H66ZM116 205H117V204H115L114 206H116ZM125 205H124V206H125ZM127 205H128V204H127ZM133 205L131 204V205H130L131 207L128 205V206H126V208H124L123 206H122V207H123L125 210L128 208L127 211H130V212H131L132 210H129V208H133ZM137 205H138V204H137ZM137 205H136V206H137ZM139 205H138V206H139ZM145 205H143V206H145ZM147 205H148V204H147ZM147 205H146L147 210H148V209H151V206H152V205H151L150 207H147ZM177 205H178V204H177ZM177 205H176V206H177ZM233 205H235V204H233ZM263 205H264V204H263ZM114 206H113V211L115 212V210H117V209H116V207H114ZM118 206H119V205H117V207H118ZM136 206H135V207H136ZM143 206H140V207H143ZM156 206H155V207H156ZM214 206H215V207H214ZM256 206H257V205H255V207H256ZM86 207H87V206H86ZM111 207H112V206H111ZM135 207H134V208H135ZM152 207H153V208H152L151 210L155 209L154 206H152ZM168 207H169V206H168ZM179 207H180V206H179ZM194 207H195V206H194ZM263 207H264V206H263ZM65 208H66V207H65ZM146 208L144 207V210H146ZM156 208H157V207H156ZM162 208H160V209H162ZM166 208H167V207H166ZM172 208H173V207H172ZM172 208L170 207V210H171ZM246 208H248V206H247ZM249 208H252V205H251ZM62 209H63V208H62ZM67 209H68V207H67ZM85 209H86V208H85ZM114 209H115V210H114ZM124 209H123V211H124ZM135 209L138 210L137 208H135ZM135 209H134V210H135ZM158 209H159V207L157 208V210H158ZM176 209H178V207H176ZM191 209H190V210H191ZM244 209H245V207H244ZM64 210H65V211H68V210H66V209H64ZM81 210H83V209H81ZM144 210H143V209L141 210V208H140V211H139V210H138V211H139V212L142 211V213H143V212H145ZM157 210H155V211L153 210V211L156 212ZM165 210H166V209H165ZM165 210H164V209H163V210H158V212H159V211H162V213H161L162 217H163V214H164L163 211H165ZM167 210H168V209H167ZM167 210H166V212H167ZM170 210H169V211H170ZM172 210H173V209H172ZM174 210H175V209H174ZM245 210H246V209H245ZM245 210H244V213H245ZM88 212H91V211L88 210ZM88 212H87V213H88ZM116 212H117V211H116ZM116 212H115V213H116ZM118 212H120L119 209H118ZM118 212H117V213H118ZM135 212L139 214V212H137V211H135ZM135 212H134V213H135ZM149 212H150V211H149ZM166 212H165V213H166ZM172 212H173L174 215H171V214H170V215H171L170 218H172L173 216L175 217V212H176V214H178L177 211H175V212L172 211ZM172 212H171V213H172ZM120 213H121V214H120ZM120 213H118V214L122 215L125 219H127V214H130V213H127V212H126L127 214H124V215H123V212H120ZM124 213H125V211H124ZM134 213H131L130 216H133V215L136 214V213H135V214H134ZM185 213H186V212H185ZM84 214H85V213H84ZM132 214H133V215H132ZM138 214H137V215H138ZM149 214H150V213H149ZM151 214H152V213H151ZM156 214H157V212L155 213V215H156ZM159 214H160V212H159ZM159 214H158V215H159ZM167 214H168V212H167ZM189 214H188V215H189ZM235 214H236V215H235ZM87 215H90V213L87 214ZM115 215H116V214H115ZM142 215H143V214H142ZM145 215H147V214L145 213ZM153 215H154V214H153ZM158 215L155 216L156 219H157V217L159 218V219H158V223H157V222L154 223V224H155L154 226H153V221L151 220V221H152L151 224H152V227H153V228L156 227L157 225H159L160 222H161V223L165 222V220L167 219V218H166L164 221H162V219H161V221L159 222L161 215H160V216H158ZM164 215H165V214H164ZM188 215H187V216H188ZM210 215H211L210 219H212V220L209 219V216H210ZM243 215H244V214H243ZM198 216L201 217V218H202V216H203V218H204V216H205V218L203 219L205 222H204L201 218H199V219H200V221H199V220H198ZM81 217H83L84 220H86L87 218L90 219V217H87V218L84 217V216H81ZM118 217H119V216H118ZM118 217H117V218H118ZM133 217H134V216H133ZM133 217L130 218V220H132V219H136V218H133ZM135 217H139V219H141V220H142V218L145 219V216H144V217L141 216L142 218H140V215H138V216L135 215ZM147 217H148V216H147ZM147 217H146V219H147ZM149 217H150V216H149ZM151 217H152V216H151ZM166 217H167V216H166ZM184 217H185V219H184V218H183V219L181 218V219L183 220V226L185 227V225L187 224V222H188V224L191 223V222H189V219H188V218H190V216H188V218H187L186 215H185ZM206 217H208V218H206ZM115 218H116V216H115ZM117 218H116V220H117ZM124 218H123V219H122V218H121V219L118 218V219H120V220H119L120 223H119V222H118V223H119V224L122 223L123 225L126 224V221H123ZM152 218H153V217H152ZM176 218H177V216H176ZM156 219H154V220H156ZM163 219H164V218H163ZM187 219H188V221H187ZM116 220H115V221H116ZM121 220H122V221H121ZM136 220H138V218H137ZM141 220H140V221H141ZM147 220L150 221L149 218H148ZM147 220H146V221H147ZM168 220H169V219H168ZM168 220H167V221H168ZM172 220H173V219H171L170 221L172 222ZM176 220H177V219H176ZM176 220H174V221H176ZM178 220H179V221H177V222H178V223H177V226L180 227V226L182 225V224H181L182 221H180L179 217H178ZM184 220H185V221H184ZM193 220H192V218H190V221H193ZM117 221H118V220H117ZM134 221H135V220H134ZM134 221H133V222H134ZM138 221H139V220H138ZM138 221H137V222H134L133 225L138 226V224H135V223H139ZM170 221H168V224H167V225H166L167 222H165V223H164V226L166 225L165 227H167L169 224L171 225V222H170ZM186 221H187V222H186ZM202 221H203V222H202ZM127 222H129V219H128ZM143 222H144V220L142 221V224H143ZM169 222H170V223H169ZM184 222H185L186 224H185ZM118 223H117V224H118ZM140 223H141V222H140ZM147 223L149 224V222H147ZM147 223H145V224L148 225ZM114 224H115V223H114ZM151 224H149V225H151ZM156 224H157V225H156ZM172 224H174V222H172ZM180 224H181V225H180ZM146 225H145V226H146ZM149 225H148V226H149ZM189 225L192 226V224H189ZM127 226H128V225H127ZM136 226H134V228H135ZM148 226H147V227H148ZM161 226H162V224H160V227H161ZM171 226H172V225H171ZM175 226H176V225H174L173 227L175 228ZM177 226H176V227H177ZM190 226H187V225H186L185 228H186V229H189L188 227H190ZM193 226H192V227H193ZM61 227H63V226H61ZM118 227H119V226H118ZM131 227H132V225H131ZM192 227H191L190 229H192ZM194 227H193V229H195ZM3 228H4V227H3ZM64 228H65V227H64ZM129 228H130V226H128L127 229H128L129 231H132V230L129 229ZM134 228L132 227V229H134ZM136 228H140V227L138 226V227H136ZM136 228H135V229H136ZM143 228L145 229L146 227H143ZM156 228L158 229L159 227H156ZM181 228H182V226H181ZM181 228H180V229H181ZM185 228L183 229L184 232H185V230H186ZM141 229H142V228H141ZM144 229H142V230H143V233L146 234V236H147V235H148V234H147L148 232L145 233V232H144V231H145ZM146 229H147V228H146ZM150 229H151V231H154V232L157 231V229H156V230H155V229H152L151 226H150V228L148 227V230H150ZM172 229H173V228H171V232H172ZM190 229H189V230H190ZM193 229H192V230H193ZM142 230H141V232H139V233H142ZM174 230H175V231H176V230L179 231V228H176V229H174ZM189 230H186V231L188 232ZM126 231H127V230H126ZM151 231H150V232H151ZM7 232H9V231H7ZM134 232L137 233V231H134ZM154 232H153V233H154ZM158 232H160V230H159ZM165 232H169V230H167V231H165ZM179 232H180V231H179ZM181 232H183V231H181ZM130 233H131V232H130ZM173 233H174V232H172V234H173ZM175 233H176V232H175ZM12 234H13V233H12ZM157 234H158V233H157ZM7 235H8V234H7ZM97 235H98V234H97ZM151 235H152V234H151ZM151 235L149 234V236H151ZM254 235H255V237H254ZM256 235H257V236H256ZM98 236H99V235H98ZM142 236H144V235H142ZM195 236H196V234H195ZM193 237H194V236H193ZM17 238H18V237H17ZM94 238H95V237H94ZM99 238H100V237H99ZM149 238H151V237H149ZM233 238H231V240H232ZM251 238H252V236H251ZM136 239H137V238H136ZM140 239H141V238H140ZM152 239H153V238H152ZM191 239H192V238H191ZM234 239H235V238H234ZM9 241H10V240H9ZM224 241H225V240H224ZM221 242H222V241H221ZM214 243H217V242H214ZM214 243L211 244V246H212V245L216 246V244H214ZM219 243H220V242H219ZM221 244H222V243H221ZM211 246H210V247H211ZM214 246L211 247V249H213V248L215 249ZM260 246H259V247H260ZM196 247H197V246H195V248H196ZM216 247H217V246H216ZM9 248H10V247H9ZM221 248H222V247H221ZM250 248H251V247H250ZM260 248L262 249V247H260ZM260 248H259V249H260ZM9 250H12V249L10 248V249H8V251H9ZM199 250H200V249H198V251H199ZM6 251H7V249H6ZM8 251H7V252H8ZM217 251H218V250H217ZM259 251H261V250H259ZM9 252H10V251H9ZM11 252H12V251H11ZM201 252H203V251L198 252V254H196V256H194V255H193V256L190 255L188 258H186L187 262L185 261V262H183L182 264H191V263L196 262V261H197V264H198V262L202 259V253H201ZM218 252H219V251H218ZM261 252H262V251H261ZM132 253H133V252H132ZM203 253H204V252H203ZM210 253H211V252H210ZM213 253H214V251H213ZM213 253H212V254H213ZM11 254H12V253H11ZM216 254H217V252H216ZM200 255H201V256H200ZM260 255H261V254H260ZM9 256H10V255H9ZM12 256H14V255H12ZM19 256H20V255H19ZM55 256H56V255H55ZM8 258H10V257H8ZM8 258H7V259H8ZM199 258H200V259H199ZM260 258H261V257H260ZM262 258H263V257H262ZM16 259H17V258H16ZM150 259H151V258H150ZM254 259H255V258H254ZM263 259H264V258H263ZM134 260H135V259H134ZM193 260H196V261H193ZM1 261H2V260H1ZM260 261H261V259H260ZM12 262H13V261H12ZM12 262H11V263H12ZM200 262H201V261H200ZM200 262H199V263H200ZM261 262L263 263L264 260H262ZM201 263H202V262H201ZM245 263H246V262H245ZM262 263H261V264H262ZM8 264H9V263H8ZM135 264H136V263H135ZM193 264H194V263H193ZM246 264H247V263H246ZM263 264H264V263H263Z\"/></svg>",
  "mask_w": 264,
  "mask_h": 264
},
{
  "label": "rangeland",
  "instance_id": "3",
  "mask_svg": "<svg viewBox=\"0 0 264 264\" xmlns=\"http://www.w3.org/2000/svg\"><path fill=\"white\" fill-rule=\"evenodd\" d=\"M262 130V129H261ZM260 130V132L262 133V131ZM261 165V164H260ZM261 167V166H260ZM258 178V176L255 178V179H257ZM214 179V178H213ZM218 179H220V178H218ZM259 179H261V178H259ZM264 179V178H263ZM216 180V179H215ZM258 180V179H257ZM207 183V182H206ZM245 183V182H244ZM213 185H214V183H213ZM243 184H241V186L240 187H242L241 189H243L244 188V191H242V193L241 194H237L235 197H232V198H230L229 197V202H230V204L228 205V207L230 206V207H234V209H235V207H236V205H237V207H236V210H239V211H242L243 210V212H238L239 213V215H241V216H245L247 213L248 214H255L258 210H260V208H263L264 209V192L262 193V191H264V190H262V191H260L261 192V194L262 195H260V196H262L261 198L258 196L259 194H260V192H259V190H261L263 187H261L260 189L258 188V192H257V196L256 197H258L257 199H259L260 198V200H258L259 202H257V200L255 201V200H252L251 201V205H252V208H249L250 206H249V204H250V201L248 202V200L250 199H252V198H254L253 197V194H255L256 193V191H255V193H254V189H256L257 187H259V185H256L255 183L254 184H252V185H249L250 187H249V189H248V187H245V186H247L246 185V183L242 186ZM248 191H247V190ZM264 189V188H263ZM244 192V193H243ZM252 194H251V193ZM250 194H251V196H250ZM207 195H208V193H207ZM239 195V196H238ZM238 196V197H237ZM245 196H246V198H247V200H245L246 198H245ZM250 196V197H249ZM255 196V195H254ZM241 197V198H240ZM249 197V198H248ZM256 197H255V199H256ZM236 198V199H235ZM239 198V199H238ZM226 199H228V198H226ZM234 200V201H233ZM237 200H241V201H238V202H240L239 204H241L242 206H240L239 204H238V202H237ZM226 201H228V200H226ZM254 201V202H253ZM228 202V203H229ZM247 204V203H249V204H245V203ZM237 203V204H236ZM233 204H235V205H233ZM255 205H257L256 207H255ZM248 206V208H246ZM215 207V206H214ZM239 207H241L242 208V210H240L239 209ZM244 207H245V209H244ZM244 210H245V213H244ZM244 214V215H243ZM247 214V215H248ZM236 215V214H235ZM246 215V216H247ZM205 217V216H204ZM206 218H208V217H206ZM210 218V217H209ZM202 219V218H201ZM210 220H212V219H210ZM251 236H252V238H251ZM257 236V235H256ZM210 236H208L207 237V240L209 239L210 240V238H209ZM254 237H255V235H254ZM231 238H233V237H230V236H224V238H222V239H220L221 241H215V240H213V241H211L210 240V245H209V247L208 248H206V250H204V248H202V247H200L199 246V244L198 243H196L195 244V246H197L196 248H195V253L194 254H192V256L194 255V256H196V254H198V252H200V251H203V252H201L202 253V259L198 262V264H261L262 262V260H264L263 258H264V248H263V246L261 245H259L260 244V241H256L255 239L257 238V237H255V239L253 238V235H248V236H246L245 234L242 236V237H237V236H235L232 240H231ZM225 240V241H224ZM257 240H260V239H258L257 238ZM214 242H217V243H214ZM220 242V243H219ZM264 242V241H263ZM216 244V246H214V245H212L211 246V244ZM222 243V244H221ZM215 247V249L213 248V249H211V247ZM262 247V249L260 248V247ZM222 247V248H221ZM251 247V248H250ZM260 248V249H259ZM198 249H200L199 251H198ZM219 252H218V251ZM259 250H261V251H259ZM213 251H214V253H213ZM211 252V253H210ZM216 252H217V254H216ZM213 253V254H212ZM261 254V255H260ZM201 256V255H200ZM261 257V258H260ZM263 257V258H262ZM255 258V259H254ZM200 259V258H199ZM260 259H261V261H260ZM187 262V260L185 259V260H181V262H180V264H182L183 262ZM193 261H196V260H193ZM246 262V263H245ZM194 264H197V261L196 262H193ZM193 263H191V264H193ZM264 263V262H263ZM262 263V264H263Z\"/></svg>",
  "mask_w": 264,
  "mask_h": 264
}]
</instances>
